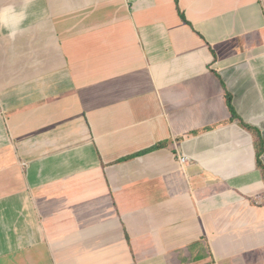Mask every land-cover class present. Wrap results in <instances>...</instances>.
<instances>
[{"label": "crops", "instance_id": "crops-1", "mask_svg": "<svg viewBox=\"0 0 264 264\" xmlns=\"http://www.w3.org/2000/svg\"><path fill=\"white\" fill-rule=\"evenodd\" d=\"M0 104V264H264V0H0Z\"/></svg>", "mask_w": 264, "mask_h": 264}, {"label": "trees", "instance_id": "trees-1", "mask_svg": "<svg viewBox=\"0 0 264 264\" xmlns=\"http://www.w3.org/2000/svg\"><path fill=\"white\" fill-rule=\"evenodd\" d=\"M226 96H227V100L229 101V96L228 95H226ZM230 108L232 109V105H230ZM255 147H256V150H257V163H258V165H260L261 164V160H260L259 156L261 155L262 149H263L262 141L257 139V141L255 143Z\"/></svg>", "mask_w": 264, "mask_h": 264}, {"label": "built area", "instance_id": "built-area-1", "mask_svg": "<svg viewBox=\"0 0 264 264\" xmlns=\"http://www.w3.org/2000/svg\"><path fill=\"white\" fill-rule=\"evenodd\" d=\"M0 112H1V104H0ZM178 161L180 164L185 163L188 161V157L185 156L184 154H179Z\"/></svg>", "mask_w": 264, "mask_h": 264}]
</instances>
